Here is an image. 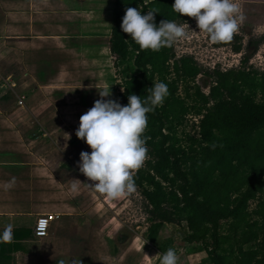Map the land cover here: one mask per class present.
<instances>
[{
    "label": "rangeland",
    "instance_id": "rangeland-1",
    "mask_svg": "<svg viewBox=\"0 0 264 264\" xmlns=\"http://www.w3.org/2000/svg\"><path fill=\"white\" fill-rule=\"evenodd\" d=\"M239 3L245 19L231 40L212 41L193 18L182 24L186 38L173 43L176 56H191L203 72L238 68L244 59L264 72V8ZM72 8L79 12L69 18ZM112 16L113 0H0V154L11 155L0 162H22L29 182L58 204L60 218L50 229L58 234L53 261L159 264L156 245L171 240L178 264H209L197 254L200 245L185 242V223L165 224L157 244L146 242L148 214L138 189L110 199L90 188L79 170L81 151L91 152L76 136L80 116L101 99L100 91L114 100L122 91L109 51ZM32 22L38 30H29ZM195 82L208 92V77L200 74ZM194 120L187 132H195ZM73 180L82 182L76 190Z\"/></svg>",
    "mask_w": 264,
    "mask_h": 264
},
{
    "label": "trees",
    "instance_id": "trees-1",
    "mask_svg": "<svg viewBox=\"0 0 264 264\" xmlns=\"http://www.w3.org/2000/svg\"><path fill=\"white\" fill-rule=\"evenodd\" d=\"M173 3L114 0L109 40L122 105L130 94L147 97L156 82L168 85L164 102L147 114V159L133 172L146 203V239L157 244L165 224L185 223V241L200 245L210 264H264V72L248 59L203 72L191 56L177 57L174 44L142 49L122 31L127 7L155 10L157 25L192 21ZM200 74L210 79L207 93L195 82ZM191 118L194 133L185 129ZM172 244L156 248L163 253Z\"/></svg>",
    "mask_w": 264,
    "mask_h": 264
},
{
    "label": "clouds",
    "instance_id": "clouds-1",
    "mask_svg": "<svg viewBox=\"0 0 264 264\" xmlns=\"http://www.w3.org/2000/svg\"><path fill=\"white\" fill-rule=\"evenodd\" d=\"M174 11L194 17L199 30L206 32L212 41H229L245 19L239 0H174ZM155 10L142 14L140 8L127 7L122 17L121 29L128 33L142 49L159 50L171 46L180 38H186L184 25L173 20L155 22ZM187 24V23H186ZM188 25V24H187ZM144 99L130 94L128 103L103 99L110 91H100L101 99L80 116L76 136L83 139L91 152L81 151L79 170L92 183L93 190L104 193L110 199H117L135 190L134 170L141 168L147 159L146 137L143 136L148 123V113L164 102L168 85L156 82L148 89ZM66 147V145H65ZM16 177L3 182L4 189L14 186ZM80 180H73L77 189ZM13 238V225L7 224L0 231V242ZM160 255L159 264H178L179 257L169 247ZM58 264H81L80 257L60 259Z\"/></svg>",
    "mask_w": 264,
    "mask_h": 264
},
{
    "label": "crops",
    "instance_id": "crops-1",
    "mask_svg": "<svg viewBox=\"0 0 264 264\" xmlns=\"http://www.w3.org/2000/svg\"><path fill=\"white\" fill-rule=\"evenodd\" d=\"M246 1L250 4H261V8H264V0ZM72 6L74 7V5ZM69 12L68 16L72 18L79 11L72 8ZM32 17L38 20V14L35 16L32 14ZM36 22L27 25L29 30H38L39 23ZM8 157L11 155L0 154L1 159ZM21 166H24L22 162L16 164L0 162V231L9 223L13 225L12 240L0 242V264H46V261L51 264L52 259L58 256L57 253L54 255L52 252H58L59 249L58 245L52 242L53 239H58V234L50 233L52 225L60 218L59 206L56 202L51 201V194L38 189L39 183L29 182L30 180L25 177L26 169ZM12 177H16L14 186L7 190L4 189L3 182ZM47 215H53L54 220L50 223L47 235L41 238L37 237L34 227L39 219L45 218ZM146 242L151 244L148 240ZM157 251L161 253L158 249ZM186 252L195 253L194 255L204 254L203 256L207 257L204 251L196 254L191 249H186ZM47 258L48 260H46ZM52 264H58L57 259Z\"/></svg>",
    "mask_w": 264,
    "mask_h": 264
},
{
    "label": "built area",
    "instance_id": "built-area-1",
    "mask_svg": "<svg viewBox=\"0 0 264 264\" xmlns=\"http://www.w3.org/2000/svg\"><path fill=\"white\" fill-rule=\"evenodd\" d=\"M53 220V215H47L45 218L39 219L34 227L35 235L40 238L46 236Z\"/></svg>",
    "mask_w": 264,
    "mask_h": 264
}]
</instances>
